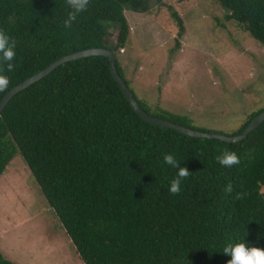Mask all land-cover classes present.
Wrapping results in <instances>:
<instances>
[{
  "label": "trees",
  "instance_id": "obj_1",
  "mask_svg": "<svg viewBox=\"0 0 264 264\" xmlns=\"http://www.w3.org/2000/svg\"><path fill=\"white\" fill-rule=\"evenodd\" d=\"M218 1L226 19L264 46V0ZM125 9L148 6L146 0H89L65 28L66 0H0V30L16 44L13 72L0 59L7 91L60 56L97 46L115 51L124 79L117 54L129 38ZM169 10L181 36L183 20ZM136 98L152 115L208 130L185 114L151 112ZM263 108L250 111L232 134ZM224 150L234 151L239 164L222 167L216 157ZM16 153L83 264H227L229 243L264 249V120L237 142L151 124L133 110L105 56L64 62L12 96L0 113V175ZM165 154L190 172L176 195L169 187L178 169L164 162ZM229 184L233 191L226 193ZM237 192L247 195L237 200ZM0 264L17 263L0 252Z\"/></svg>",
  "mask_w": 264,
  "mask_h": 264
},
{
  "label": "rangeland",
  "instance_id": "obj_2",
  "mask_svg": "<svg viewBox=\"0 0 264 264\" xmlns=\"http://www.w3.org/2000/svg\"><path fill=\"white\" fill-rule=\"evenodd\" d=\"M146 3V12L124 10L129 38L117 57L129 88L151 112L234 133L264 105V46L218 0ZM169 6L183 20L181 36ZM0 252L17 264H83L18 153L0 175Z\"/></svg>",
  "mask_w": 264,
  "mask_h": 264
},
{
  "label": "water",
  "instance_id": "obj_3",
  "mask_svg": "<svg viewBox=\"0 0 264 264\" xmlns=\"http://www.w3.org/2000/svg\"><path fill=\"white\" fill-rule=\"evenodd\" d=\"M91 55H102L108 58L109 60V69L111 72V75L113 78L117 81L121 91L125 95L127 101L133 108V110L145 121L160 125L164 127L171 128L173 130H176L184 135L192 136V137H199V138H216L225 142H237L247 137L248 133H250L252 130L257 128L264 120V108L256 114L245 126V128L240 132L236 134H227L220 131H214V130H200L197 128L185 126L183 124H179L177 122H174L172 120L161 118L155 115L150 114L147 112L138 102L136 96L133 94L132 90L129 88L125 80L121 77L118 68L116 66V53L115 51L104 48L101 46L97 47H88L81 50H76L74 52L64 54L52 62H50L47 66L44 68L38 70L34 74L30 75L29 77L25 78L18 84L14 85L12 88H10L0 99V113L5 107V105L8 103V101L12 98L13 95H15L18 91H20L23 88H26L33 82L39 80L43 76L47 75L49 72H51L56 66L67 62L69 60H74L81 57L91 56Z\"/></svg>",
  "mask_w": 264,
  "mask_h": 264
},
{
  "label": "clouds",
  "instance_id": "obj_4",
  "mask_svg": "<svg viewBox=\"0 0 264 264\" xmlns=\"http://www.w3.org/2000/svg\"><path fill=\"white\" fill-rule=\"evenodd\" d=\"M66 5L70 11L63 21V26L65 28H70L73 22L76 21L78 15L86 11L89 0H66ZM15 47V41L11 40L3 30H0V59L7 62L8 72H13L15 70V65L13 63L16 56ZM0 72H2V70H0ZM9 83V78L6 75L0 74V92L7 91ZM163 159L166 164L178 169L177 175L171 180L169 187V192L176 195L180 192L182 180L186 179L190 175V172L187 168L181 167L180 163L172 154H165ZM216 160L222 167L228 168L240 162L238 155L234 151L228 150H224L221 155L216 157ZM224 191L226 193H231L233 191L232 185H227ZM246 195L247 193L237 192L235 194V199L241 200ZM223 253L231 257V259L227 261V264H264V249L248 247L244 242L227 244L223 248Z\"/></svg>",
  "mask_w": 264,
  "mask_h": 264
},
{
  "label": "built area",
  "instance_id": "obj_5",
  "mask_svg": "<svg viewBox=\"0 0 264 264\" xmlns=\"http://www.w3.org/2000/svg\"><path fill=\"white\" fill-rule=\"evenodd\" d=\"M120 50H122V49H120Z\"/></svg>",
  "mask_w": 264,
  "mask_h": 264
}]
</instances>
